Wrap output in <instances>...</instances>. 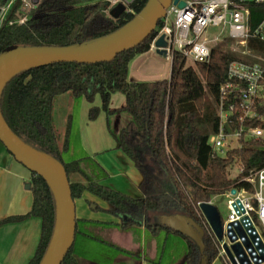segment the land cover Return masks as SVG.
Listing matches in <instances>:
<instances>
[{"label": "trees", "instance_id": "16d2710c", "mask_svg": "<svg viewBox=\"0 0 264 264\" xmlns=\"http://www.w3.org/2000/svg\"><path fill=\"white\" fill-rule=\"evenodd\" d=\"M148 0H134L118 18L110 15L115 6L111 0H40L18 23L22 1L18 0L8 13V23L0 29V53L20 46H69L101 39L116 31L138 13ZM250 26L254 27L264 15V4L250 3ZM159 20L157 27L161 25ZM156 29L139 45L119 53L112 61L97 63L57 62L23 70L13 76L4 87L0 106L10 128L22 139L57 157L64 164L74 201L90 192L112 205L108 210L120 218L127 228L143 223L153 234L166 229L182 235L188 243L183 264H199L203 255L208 264L218 257L217 244L204 231V251L185 234L158 223L145 222L153 214L182 215L202 229L204 219L195 210L198 201L211 200L233 187L242 177L264 168V138L239 139L238 147L225 155L216 153L209 144L211 135L220 126V89L225 83L229 64L236 57L219 47H213L207 63L187 65V58L176 52L169 79L154 81L129 80L131 61L150 50ZM249 48L264 55V42L251 38ZM116 92L125 95V104L110 109ZM70 93L93 103L97 97L101 107L93 106L89 118L94 120L101 110L107 115L126 112L128 122L114 134L117 147L134 163L142 175L143 198H135L107 185L91 180L82 167V160L65 163L62 152L69 148L70 118L65 136L60 140L55 123V105L59 96ZM235 108L228 116L225 132L242 127L264 128V99L255 104L256 115H243L240 98L230 96L226 107ZM240 164L242 172L230 177V168ZM81 175L87 182L72 180ZM33 205L24 215L0 220V225L40 217L42 233L37 251L28 264H40L53 234L56 203L46 180L32 172ZM96 209L100 206L95 204ZM77 224L78 220L76 218ZM77 233V227H76ZM61 264H82L73 254V246Z\"/></svg>", "mask_w": 264, "mask_h": 264}, {"label": "water", "instance_id": "95a60500", "mask_svg": "<svg viewBox=\"0 0 264 264\" xmlns=\"http://www.w3.org/2000/svg\"><path fill=\"white\" fill-rule=\"evenodd\" d=\"M134 0H120L111 10L110 15L118 18L127 11ZM180 7L184 0H148L144 7L125 25L111 34L83 44L69 46H20L0 53V98L8 81L17 73L31 68L47 66L57 62L97 63L112 61L119 53L134 48L146 40L156 29L159 20L167 12L171 3ZM38 4V1H35ZM156 52L167 57V41L161 36L156 41ZM0 141L11 152L15 159L31 172L42 176L49 184L56 203V219L52 237L40 264H61L65 255L75 242L76 204L72 197L70 182L64 164L57 157L43 151L27 140L20 138L6 122L0 106ZM30 188L31 184H27ZM235 193V190H232ZM237 203H239L237 201ZM237 203L234 204L238 210ZM203 213L219 241H223L225 233L229 243H224L229 259L234 263L236 257L241 264H250L244 247L256 264L264 262V242L248 216L240 221L230 222L227 231L213 204H204ZM158 224L166 225L173 230L187 235L204 251L203 229L191 219L182 215H162ZM249 234V236L244 232ZM237 235L243 237V244L235 242ZM259 250V254L256 253ZM199 264H208L207 256L201 257Z\"/></svg>", "mask_w": 264, "mask_h": 264}, {"label": "built area", "instance_id": "2783aa9c", "mask_svg": "<svg viewBox=\"0 0 264 264\" xmlns=\"http://www.w3.org/2000/svg\"><path fill=\"white\" fill-rule=\"evenodd\" d=\"M18 0H9L4 3L0 0V29L5 26L8 21V13L13 5ZM21 10L31 9L37 6L36 0H21ZM38 3L40 0H37ZM120 0H111L112 5H116ZM185 5L180 7L173 2L167 8L166 15L161 19L162 23L156 27V35L151 41L150 50L156 51V41L164 36L167 41V56L173 61L174 54L179 52L183 54L187 60L191 59L195 64L207 63L211 57V42L222 41L227 39L235 40L239 45L244 46L246 55L254 56L257 59L248 60L238 58L233 60L227 70L225 83L220 89L219 100V115L220 126L216 134L211 135L209 144L212 149L219 155H225L228 151L230 142L234 139L239 140L243 132L246 137L264 138V128L242 127L240 130H235L230 133L225 132V125L228 121V116L232 114L235 108L233 102L226 107V102L230 98L239 97L240 107L243 115L240 117L243 120L245 117H253L256 115L255 104L257 100L264 99V55L255 52L249 48V40L256 38L264 42V15L260 21L254 26H250V3L264 4V0H184ZM128 12L133 11L127 9ZM26 18H19L18 23H23ZM220 27L221 31L215 37L206 38L207 29L210 27ZM240 145V143H239ZM242 168L239 169V174ZM246 182L250 184L251 190L244 186L233 187L226 194L229 216L224 223V230L227 231V225L230 222L240 221L241 218L248 216L253 226H255L261 240L264 242V168L251 172L242 177L237 183ZM235 190V193H232ZM237 201L239 203H237ZM237 203L238 210L234 204ZM204 204H213V200L198 201L195 204L198 215L204 219L203 230L206 231L217 244L218 254L226 264H234L226 254L224 242L219 241L217 236L211 229L204 213L202 206ZM244 232L246 233L247 231ZM248 236L249 234L246 233ZM243 237L237 235L235 242L243 244ZM222 242V243H221ZM259 254V250L256 249ZM250 264H256L249 254V251L244 247ZM237 264H241L236 257ZM260 264H264L260 263Z\"/></svg>", "mask_w": 264, "mask_h": 264}, {"label": "rangeland", "instance_id": "374dc122", "mask_svg": "<svg viewBox=\"0 0 264 264\" xmlns=\"http://www.w3.org/2000/svg\"><path fill=\"white\" fill-rule=\"evenodd\" d=\"M8 1L9 0H4V3H7ZM29 10L30 9H25L23 11L21 10L22 14L20 15V18L24 17L27 19V13L29 12ZM220 31V27L210 26L207 29V33L205 36L206 38L211 39L218 35ZM211 46L219 47L236 57L245 58L248 60L257 59L256 55H246L245 47L239 45L233 39L212 41ZM187 65L196 67L195 63L191 59L187 60ZM171 67L172 60L169 56L165 57L158 54L156 51H148L146 53L137 55L131 61L129 67V80L154 81L169 79L171 74ZM68 97L70 98L71 102L67 112L66 101ZM85 100L86 99L84 97H73L70 93H66L62 96H59L56 101L54 111L55 123L57 126V135L60 140H63L65 136L67 116L70 113L72 114L69 130V148L68 150L62 152L61 158L65 163L83 159L82 167L85 172L92 178L94 176L100 177L101 175H103V171L92 160L93 156H87L88 154H86L85 147L83 145V106L84 102L86 103V105L88 104V102ZM124 104L125 95L121 92L114 93L110 102V109L115 110L117 108H120ZM125 114H127L130 119V115L126 112H120L119 115H117V113H114V115L111 117V121L114 127H117L119 123V117L121 118V121H123L121 123L126 122L124 119V116H126ZM238 146L239 140L234 139L230 142V146H228V148L232 149ZM240 168V164H234L230 168V177L235 178L239 174ZM75 176L78 177L76 178ZM78 178H82V180L84 181L83 176L79 174H75L72 176V180H78ZM228 191L229 190L222 194L214 195L211 198L222 220V223H225L229 216L226 197ZM86 199L94 200L99 204V206L112 209L111 204L93 195L90 192H86L83 198L77 199L75 201L76 214L79 220L77 224L75 242L73 244V254L80 259L82 264H135L138 262L139 257L141 256L139 249H127L125 246H122V243L116 241L114 233L116 228L120 230L121 234H131L139 238L144 237L143 245L146 248V252H148V249L154 245L155 240L159 246V255L157 261L162 260V264H174L175 261L176 264L184 263L186 253L188 251V243L182 235L170 231V234L167 237L168 231L166 229H162L159 231V233L153 234L152 231L144 223L143 225L145 228H141V225L122 228L120 224V218L113 216L110 212L102 209V207H100V209H96L94 207V202L89 203L88 201H86ZM88 215H94V217L100 218L104 221L90 222L88 220H80L83 217H87ZM151 220L152 218H150L149 220L145 219L144 221L153 223V221ZM223 242L229 243V238L227 237L226 233ZM135 243L138 244V241ZM223 248L225 249V247ZM212 264L226 263L218 254V257L213 261Z\"/></svg>", "mask_w": 264, "mask_h": 264}, {"label": "crops", "instance_id": "0c3cea01", "mask_svg": "<svg viewBox=\"0 0 264 264\" xmlns=\"http://www.w3.org/2000/svg\"><path fill=\"white\" fill-rule=\"evenodd\" d=\"M99 99L96 98L93 103L85 100L88 104L86 105L84 102L82 131L85 152L88 154V157L89 155L93 156L92 160L103 171V175L100 177L94 176L93 178L89 174L87 175L91 180L107 185L124 194L135 198H143L144 195L140 187L143 179L142 175L135 167L133 161L117 147V141L114 137V134H118L120 129L128 122L129 116L125 114V123H121L123 121L118 116L119 123L117 127H114L111 121V117L114 114L107 115L103 110L100 111L96 119L91 120L89 118L90 109L93 106L101 107V100ZM70 102L71 100L68 97L66 101L67 112L70 107ZM69 118L71 121V113L67 116V122ZM31 176L32 172L22 163L18 162L0 141V220L10 216L24 215L31 210L33 205V192L31 187H27V184H31ZM75 177L77 178L78 176ZM78 180L87 182L86 179L83 181L82 178H78ZM86 201L99 205L91 199H86ZM102 209L106 211L110 210L105 207H102ZM160 216L162 215L153 214L150 216L152 218L151 221L157 223ZM76 218L79 220L77 214ZM80 220H88L90 222L104 221L94 217V215H88ZM42 225V219L36 216L19 222L1 224L0 264H28L37 251L42 233ZM141 228H145L144 225H141ZM114 233L116 241L122 243V246H125L127 249H139L141 256L135 264H162V260L157 261L159 246L155 240L154 245L146 252V248L143 245L144 237L139 238L131 234H121L118 228L115 229ZM167 233L168 237L170 231ZM137 241L138 244L135 243ZM175 262L174 264H176Z\"/></svg>", "mask_w": 264, "mask_h": 264}]
</instances>
